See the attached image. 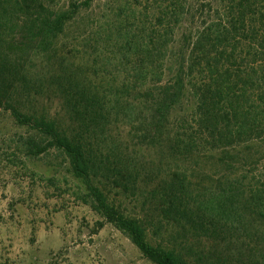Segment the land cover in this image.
<instances>
[{
  "label": "trees",
  "instance_id": "trees-1",
  "mask_svg": "<svg viewBox=\"0 0 264 264\" xmlns=\"http://www.w3.org/2000/svg\"><path fill=\"white\" fill-rule=\"evenodd\" d=\"M169 1L151 29L136 11L89 24L92 0H0V113L154 264H264V0ZM77 21L86 67L58 44Z\"/></svg>",
  "mask_w": 264,
  "mask_h": 264
},
{
  "label": "rangeland",
  "instance_id": "rangeland-1",
  "mask_svg": "<svg viewBox=\"0 0 264 264\" xmlns=\"http://www.w3.org/2000/svg\"><path fill=\"white\" fill-rule=\"evenodd\" d=\"M53 1L63 6L74 0ZM191 1L182 0L184 12ZM169 2L92 0L90 8L82 11L80 17L91 24L107 15L116 20V14L121 12L122 17L132 20L136 11L142 13L146 27L152 29L156 26L154 15ZM185 16L176 27L174 41L192 25ZM79 21L69 26L58 44H62L64 54L67 51L73 56L75 52L73 57L86 67L92 64L91 50L95 44L90 41L84 44L77 37L82 28ZM94 68L104 75L114 71L112 63H104L103 58H98ZM126 73L120 67L117 78L121 80ZM46 96L39 105L54 115L60 110V99ZM26 131L8 114L0 113V264H154L92 206L84 185L73 177L59 152L34 156L26 151ZM123 203L126 212L139 210L131 199L125 198Z\"/></svg>",
  "mask_w": 264,
  "mask_h": 264
}]
</instances>
